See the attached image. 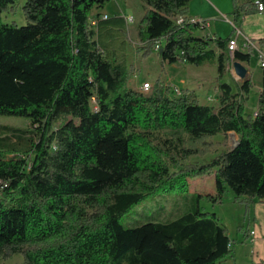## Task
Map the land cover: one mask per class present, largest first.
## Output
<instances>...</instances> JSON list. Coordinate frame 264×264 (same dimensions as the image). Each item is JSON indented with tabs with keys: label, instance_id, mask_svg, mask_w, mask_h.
Listing matches in <instances>:
<instances>
[{
	"label": "trees",
	"instance_id": "16d2710c",
	"mask_svg": "<svg viewBox=\"0 0 264 264\" xmlns=\"http://www.w3.org/2000/svg\"><path fill=\"white\" fill-rule=\"evenodd\" d=\"M110 1L26 0L27 24L19 26L3 15L20 0H0V115L30 121L29 128L0 125V258L219 264L232 254L234 241L200 203L222 205L231 192L243 198L247 216L264 199V94L255 116H246L250 78L237 90L221 82L217 108L190 91L177 95L159 80L149 94L129 88V68L107 48L122 43L114 29H124V22L100 17ZM144 1L138 36L146 54L157 52L169 64L214 62L219 77L226 75L230 38L199 35L201 24L189 16L192 0ZM234 1L235 24L258 11L256 2ZM252 55L251 48L236 50L234 61L249 65ZM231 133L237 145L209 161L167 162L192 153L183 148L182 134L195 143ZM211 174L215 190L194 194L195 206L180 217L135 227L120 223L146 198L187 191L190 178Z\"/></svg>",
	"mask_w": 264,
	"mask_h": 264
},
{
	"label": "rangeland",
	"instance_id": "374dc122",
	"mask_svg": "<svg viewBox=\"0 0 264 264\" xmlns=\"http://www.w3.org/2000/svg\"><path fill=\"white\" fill-rule=\"evenodd\" d=\"M25 1L26 0H20L14 11L4 14V22H15L19 26L26 25L27 21L22 9ZM135 1L136 5H138L137 7L140 9V0ZM103 11L109 13L111 16L117 12H121L122 15L128 19H131L133 15V13L125 7L124 0H111L107 3ZM143 11L144 10L140 13L142 14ZM94 15L95 14L92 13L91 18H93ZM139 16L140 15H137L132 22L128 21L129 25L119 32L120 40L122 41L121 44L115 41L107 45L108 50L113 52L118 60L125 63L129 68V88L142 92V85L145 82H150L153 90L155 84H153V82L159 80L162 86H169L177 95L181 94L183 91H190L196 95L199 93L201 96L199 100L202 104H209L215 108H217L219 104L218 98L221 94V82L230 83L234 90L238 89V83L242 80L232 72V60L228 64L227 73L222 79L219 77L217 64L214 62H207L202 66L178 62L175 68L174 66H169L170 71H168V67L165 69L157 52L146 54L145 50H143V44L138 36L139 23L141 21ZM197 33L199 35L201 34V32ZM104 40L107 43L111 38L106 34ZM183 68L185 70H183ZM170 72L173 75L180 76L181 79L184 80V85L181 84L180 87L174 86L171 83L172 81L169 80L171 76ZM156 75H158L157 79H155ZM152 90L148 93H144L149 94ZM255 105L256 97L251 93L248 105L245 106V114L251 113ZM0 125L29 128L30 121L24 117L0 115ZM182 138L183 148L192 150V153L187 157L177 156L175 154L173 158L167 159V162L170 163L171 166L176 160L182 165L206 162L220 154L223 150L233 148L237 145V137L233 133L229 136L218 135L195 143L190 141L186 134H182ZM171 171L175 173L178 172V169L171 167ZM189 182V189L187 191H167L146 198L125 214L120 219V223L125 227H135L147 222H169L193 209V205L195 206L194 194H207L215 190L213 174L194 179L190 178ZM233 196L234 195L231 197L232 199L234 198ZM240 204V202L236 204L233 203L231 199L226 201L223 206L201 201L200 208L203 212L216 213L220 221L224 222L230 229L231 235L234 238L235 234L237 232L239 233L238 227L244 224L242 217L246 215V207ZM245 227H248V221L245 222ZM0 264H24V257L22 255H16L6 260L0 258Z\"/></svg>",
	"mask_w": 264,
	"mask_h": 264
},
{
	"label": "crops",
	"instance_id": "0c3cea01",
	"mask_svg": "<svg viewBox=\"0 0 264 264\" xmlns=\"http://www.w3.org/2000/svg\"><path fill=\"white\" fill-rule=\"evenodd\" d=\"M250 1L255 3L258 0ZM135 2V0H124V5L129 11L133 13V19L137 17V15H140L139 17L141 20L145 14L147 4L144 0H140L141 8L139 9ZM234 8V0H192L189 4V16L192 19L199 18L210 21L209 32L214 37V39L219 37L223 39L236 37L239 45L238 50L247 52L249 48L252 49L253 55L250 64H242L247 68L248 78H250L254 84V87L250 91V95L252 93L256 97V105L252 108V112L245 115L255 116L259 107L260 97L262 94H264V68L261 66L262 61L260 59V54H264V12H261L257 9L258 11L254 13L255 15L251 14L244 16L238 24H235L232 16ZM142 10L144 11L141 14L140 12ZM99 12L101 14L100 17L104 15H108L109 17L118 16L120 17L118 21L122 23L124 22L125 27L129 25L128 18H125L121 12H117L113 16L107 12H104L103 10H100ZM93 13L96 15L97 11L95 10ZM121 18L124 21L121 20ZM122 30L123 29L115 28L114 33L118 34V31L120 32ZM201 34L205 35L204 32H201ZM246 40L251 41V47L245 46ZM212 48L217 54L218 49L213 44ZM177 64L178 63H163L165 69L168 67V71H170L169 66H174L175 68ZM183 70L185 69L183 68ZM170 77L169 80L172 81L171 83L174 86L180 87L181 84L184 85V80H182L180 76H176L171 73ZM157 78L158 75H156L155 79ZM154 83L155 81L153 84ZM197 95L199 99H201L199 93ZM250 95L248 96L245 106L248 105ZM232 195L234 194L230 192L225 196L222 206L230 199L235 204L240 202V205H246L242 201L243 198L236 199V197L233 196L234 198L232 199ZM242 218L244 224L238 227L240 229V234L237 232L233 238L230 229L228 228L230 238L234 241L232 245L233 251L230 256H228L219 264H253L261 261L264 262V199L256 200L255 203L250 206L249 215H245ZM247 221L248 227L245 228V222ZM222 223L225 224L224 222ZM246 231H249V234H246ZM252 232H254V234H252Z\"/></svg>",
	"mask_w": 264,
	"mask_h": 264
},
{
	"label": "built area",
	"instance_id": "2783aa9c",
	"mask_svg": "<svg viewBox=\"0 0 264 264\" xmlns=\"http://www.w3.org/2000/svg\"><path fill=\"white\" fill-rule=\"evenodd\" d=\"M256 5H257L259 11L264 12V4L263 3L259 2V1H256ZM107 18H108V15L102 16V19H107ZM198 20H201V28H203V32L205 33V36L207 38L214 39V37L209 32V29H210V21L205 20V19H199V18H198ZM128 21H131L132 22L133 21V18L128 19ZM181 21H182V19L180 18L178 20V22L180 23ZM90 22H91V26L92 27H95L97 25V19L95 17L91 18L90 19ZM251 45H252L251 41L250 40H246L245 46L246 47H251ZM227 46H228V50L230 52L231 60H232V63H233L232 72L236 75V71H235V68H234V52L236 50H238V48H239L237 38L236 37L235 38H230L229 41H228ZM158 48H159V46H157V49ZM260 59L262 61L261 66L264 68V54L263 53L260 54ZM151 90H152V85H151L150 82H145L142 85V92H147L148 93ZM252 234H254V232H252Z\"/></svg>",
	"mask_w": 264,
	"mask_h": 264
},
{
	"label": "water",
	"instance_id": "95a60500",
	"mask_svg": "<svg viewBox=\"0 0 264 264\" xmlns=\"http://www.w3.org/2000/svg\"><path fill=\"white\" fill-rule=\"evenodd\" d=\"M234 68L238 78H240L241 80H245L248 78V70L241 62L234 61Z\"/></svg>",
	"mask_w": 264,
	"mask_h": 264
},
{
	"label": "bare ground",
	"instance_id": "6f19581e",
	"mask_svg": "<svg viewBox=\"0 0 264 264\" xmlns=\"http://www.w3.org/2000/svg\"><path fill=\"white\" fill-rule=\"evenodd\" d=\"M191 22H192V23H200V24H201V20H198V19H192Z\"/></svg>",
	"mask_w": 264,
	"mask_h": 264
}]
</instances>
